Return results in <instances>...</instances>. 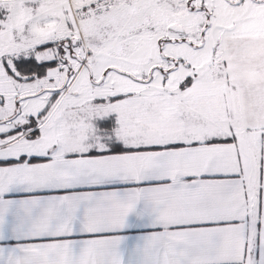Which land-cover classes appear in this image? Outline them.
<instances>
[{
	"label": "snow or ice",
	"instance_id": "snow-or-ice-1",
	"mask_svg": "<svg viewBox=\"0 0 264 264\" xmlns=\"http://www.w3.org/2000/svg\"><path fill=\"white\" fill-rule=\"evenodd\" d=\"M139 202L146 264H264V0H0V264H121Z\"/></svg>",
	"mask_w": 264,
	"mask_h": 264
},
{
	"label": "crops",
	"instance_id": "crops-1",
	"mask_svg": "<svg viewBox=\"0 0 264 264\" xmlns=\"http://www.w3.org/2000/svg\"><path fill=\"white\" fill-rule=\"evenodd\" d=\"M72 190L53 191L48 189H36L32 191L25 190L23 186L13 188L3 199L11 201H20L24 199H36L46 201L60 195L71 194ZM260 225L257 224V229ZM158 229L153 226V214L148 207L139 202L137 209L126 217L125 226L116 232L120 238L117 247V253L121 264H146L145 248L148 238ZM70 236H66L73 246L78 249L83 237L80 234L79 214L71 222ZM33 234L32 221L27 217H18L9 212L3 218H0V250L6 256L10 250H16L24 247L32 241L29 237ZM254 260L260 259V248L258 241L254 246ZM253 252V251H252Z\"/></svg>",
	"mask_w": 264,
	"mask_h": 264
},
{
	"label": "rangeland",
	"instance_id": "rangeland-1",
	"mask_svg": "<svg viewBox=\"0 0 264 264\" xmlns=\"http://www.w3.org/2000/svg\"><path fill=\"white\" fill-rule=\"evenodd\" d=\"M252 256H254V252H252Z\"/></svg>",
	"mask_w": 264,
	"mask_h": 264
},
{
	"label": "trees",
	"instance_id": "trees-1",
	"mask_svg": "<svg viewBox=\"0 0 264 264\" xmlns=\"http://www.w3.org/2000/svg\"><path fill=\"white\" fill-rule=\"evenodd\" d=\"M253 252H255V249H253Z\"/></svg>",
	"mask_w": 264,
	"mask_h": 264
}]
</instances>
